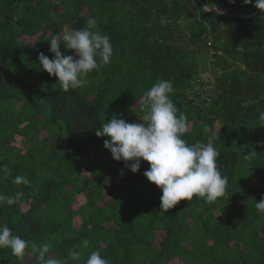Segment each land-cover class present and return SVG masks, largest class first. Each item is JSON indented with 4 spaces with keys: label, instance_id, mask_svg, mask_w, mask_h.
<instances>
[{
    "label": "trees",
    "instance_id": "obj_1",
    "mask_svg": "<svg viewBox=\"0 0 264 264\" xmlns=\"http://www.w3.org/2000/svg\"><path fill=\"white\" fill-rule=\"evenodd\" d=\"M208 3L0 0V166L11 173L0 174V194L24 192L19 205L0 206V224L49 243L62 260L79 246L81 259L67 264H85L92 251L110 264H264V214L255 208L264 199V11L255 0H211L236 14L223 16L203 10ZM89 17L111 37V63L64 91L39 54L52 58L51 37L84 28ZM61 52L74 54L63 44ZM206 72L216 77L214 90ZM159 79L173 82L171 99L189 122L183 138L219 152L228 184L214 201L194 196L161 210L162 190L144 176L149 163L131 172L105 148L110 138L95 135L113 114L141 122L143 94ZM253 150L256 157L245 160ZM16 175L30 185H15ZM80 195L86 202L76 209ZM0 264L39 261L0 248Z\"/></svg>",
    "mask_w": 264,
    "mask_h": 264
},
{
    "label": "clouds",
    "instance_id": "obj_2",
    "mask_svg": "<svg viewBox=\"0 0 264 264\" xmlns=\"http://www.w3.org/2000/svg\"><path fill=\"white\" fill-rule=\"evenodd\" d=\"M251 5L253 0H244ZM254 7L264 11V0H255ZM206 12L213 10L211 0L203 8ZM97 29V20L89 17L82 29L64 30L55 33L50 42L52 58L43 52L39 54V65L51 76L57 77L64 91L78 89L87 84V76L99 71L111 63L114 49L111 37ZM61 44L73 55L61 52ZM174 85L171 80L159 79L143 94V107L146 114L139 123H130L122 114H113L106 120L95 135L109 137L104 141L116 161H124L125 167L138 173L141 161H147L149 169L144 176L162 190L160 197L161 210L167 212L180 201H190L194 196L203 197L211 202L221 197L228 184V177L223 175L217 165L219 152L211 143L197 141L188 143L183 137L188 131V119L171 99ZM259 121L264 124V111L259 113ZM211 131L204 126V132ZM256 151L244 155L251 161ZM0 174L8 177L11 173L7 165L0 166ZM13 183L17 186L30 185L27 176L16 175ZM24 192L17 191L12 195L0 194V206L19 205ZM256 210L264 214V199L256 201ZM88 240L83 241L87 248ZM74 246L67 260H62L52 253L49 243L37 244L14 233L7 225L0 224V248H9L18 258H24L30 251L39 264H67L68 260L79 261L83 252ZM85 264H110L99 251H92Z\"/></svg>",
    "mask_w": 264,
    "mask_h": 264
},
{
    "label": "rangeland",
    "instance_id": "obj_3",
    "mask_svg": "<svg viewBox=\"0 0 264 264\" xmlns=\"http://www.w3.org/2000/svg\"><path fill=\"white\" fill-rule=\"evenodd\" d=\"M27 41H29L31 44H34L36 42V39H28L26 38ZM209 64V63H208ZM211 64V63H210ZM209 67H213L212 65H209ZM202 78H203V81L204 80H216V77L212 76V74L210 72H206V73H203L202 74ZM197 95V94H196ZM18 142L17 143H20L21 140H22V137L18 136L17 138ZM109 199L107 198L104 205L108 204L109 203ZM86 202V199H85V196L84 195H80L78 198H77V202L75 203V208L77 209L79 205H81L82 203H85ZM26 209V207H25ZM75 224L77 226H79L82 222V220L78 217L76 220H75ZM191 224H192V221H191ZM173 264H184L182 261H177V262H174Z\"/></svg>",
    "mask_w": 264,
    "mask_h": 264
},
{
    "label": "water",
    "instance_id": "obj_4",
    "mask_svg": "<svg viewBox=\"0 0 264 264\" xmlns=\"http://www.w3.org/2000/svg\"><path fill=\"white\" fill-rule=\"evenodd\" d=\"M200 1V0H199ZM203 7H204V5H202ZM213 8V10H217L221 15H223V16H232V15H234V16H236V14H230V13H228L225 9H217V8H215V7H212ZM261 12H258V13H256V14H254V15H252V16H241L243 19H249V18H252V17H254V16H256V15H258V14H260Z\"/></svg>",
    "mask_w": 264,
    "mask_h": 264
},
{
    "label": "built area",
    "instance_id": "obj_5",
    "mask_svg": "<svg viewBox=\"0 0 264 264\" xmlns=\"http://www.w3.org/2000/svg\"><path fill=\"white\" fill-rule=\"evenodd\" d=\"M212 84H213V85H212L211 88H212V90H214V88H215V81H214V80H212Z\"/></svg>",
    "mask_w": 264,
    "mask_h": 264
}]
</instances>
